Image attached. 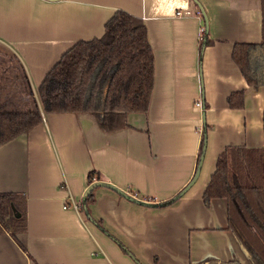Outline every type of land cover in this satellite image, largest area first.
Here are the masks:
<instances>
[{
  "label": "crops",
  "instance_id": "0c3cea01",
  "mask_svg": "<svg viewBox=\"0 0 264 264\" xmlns=\"http://www.w3.org/2000/svg\"><path fill=\"white\" fill-rule=\"evenodd\" d=\"M196 6L203 18L176 15ZM119 9L148 28L149 109L114 132L89 112L44 113L0 146V192L25 193L28 207L26 232H0V264H252L228 228L227 199L203 194L228 146L264 148V85H250L233 59L236 43L262 39V0H0V86L9 87H0V111L40 105L50 69L79 40L102 36ZM251 62L263 77L260 48ZM236 91L242 108L229 103ZM92 170L125 194L88 192Z\"/></svg>",
  "mask_w": 264,
  "mask_h": 264
},
{
  "label": "trees",
  "instance_id": "16d2710c",
  "mask_svg": "<svg viewBox=\"0 0 264 264\" xmlns=\"http://www.w3.org/2000/svg\"><path fill=\"white\" fill-rule=\"evenodd\" d=\"M262 8L261 41L238 42L233 49L234 61L255 87L264 85V76L254 73L251 62L256 48L264 54V0ZM204 43L202 40V48ZM155 74V54L144 20L119 9L106 22L102 36L79 40L50 69L38 89L40 105L34 100L31 109L0 111V146L41 123L49 112H89L106 132L127 127L129 113L148 111ZM229 103L242 108L244 92H233ZM206 135L204 130L200 155ZM95 180L103 179L92 170L88 181ZM218 197L227 199L228 228L239 238L252 264H264L263 147L228 146L219 154L203 199L208 203ZM27 228L26 194L0 192V232L9 230L17 236Z\"/></svg>",
  "mask_w": 264,
  "mask_h": 264
},
{
  "label": "built area",
  "instance_id": "2783aa9c",
  "mask_svg": "<svg viewBox=\"0 0 264 264\" xmlns=\"http://www.w3.org/2000/svg\"><path fill=\"white\" fill-rule=\"evenodd\" d=\"M176 15H181V16H197L199 18H203V14H202V10L199 7H194V8H181L176 10ZM202 32L205 31V26H202L201 28ZM195 106L201 111L203 112L205 109V104L202 98H197L195 100ZM199 130L202 132L203 131V125L200 124L199 125ZM133 197L136 198L135 194H132ZM74 208H79L81 206V201L79 202H74L73 203Z\"/></svg>",
  "mask_w": 264,
  "mask_h": 264
},
{
  "label": "rangeland",
  "instance_id": "374dc122",
  "mask_svg": "<svg viewBox=\"0 0 264 264\" xmlns=\"http://www.w3.org/2000/svg\"><path fill=\"white\" fill-rule=\"evenodd\" d=\"M257 65H258V67H259V70H263V68L261 67V65H260V63H257ZM15 66H17L16 64H15ZM17 71H16V74L15 73H13V78H10L11 80H13V82H11V83H13L14 85H21L22 84V73H21V71H20V69H18V67H17V69H16ZM12 74V72H10V73H8L7 74V76L8 75H11ZM3 81H2V83L4 84V83H6L7 84V80L6 79H2ZM10 80V81H11ZM0 87H2L4 90H6V91H8L9 90V87H8V85H1ZM10 109V108H9Z\"/></svg>",
  "mask_w": 264,
  "mask_h": 264
},
{
  "label": "water",
  "instance_id": "95a60500",
  "mask_svg": "<svg viewBox=\"0 0 264 264\" xmlns=\"http://www.w3.org/2000/svg\"><path fill=\"white\" fill-rule=\"evenodd\" d=\"M97 185H106V186H110V187L114 188L115 190H117V191H119V192L125 194V193L123 192V190H120L118 187H116V186H114L113 184H111V183H109V182H106V181H104V180H97V181L93 182L92 184H90V186L88 187V190H87V191H88V192L91 191V190H92L95 186H97Z\"/></svg>",
  "mask_w": 264,
  "mask_h": 264
}]
</instances>
